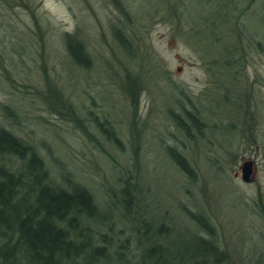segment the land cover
<instances>
[{
    "label": "rangeland",
    "instance_id": "374dc122",
    "mask_svg": "<svg viewBox=\"0 0 264 264\" xmlns=\"http://www.w3.org/2000/svg\"><path fill=\"white\" fill-rule=\"evenodd\" d=\"M119 1L123 13L110 0H0V128L34 146L51 169L62 166L102 204L120 196L121 178L130 176L144 218L193 235L191 216L201 213L234 264H264V54L243 38L238 42L246 51L235 58L204 56L197 47L204 41L196 46L190 26L167 9L181 11L188 0ZM262 20L257 10L254 27ZM67 33L84 43L90 68L69 58ZM259 33L251 36L264 43ZM232 59L229 80L222 62ZM180 99L197 114L198 126ZM109 127L120 144L107 137ZM170 151L186 158L193 179ZM249 161L253 175L245 183L242 168ZM114 203L107 206L124 227Z\"/></svg>",
    "mask_w": 264,
    "mask_h": 264
},
{
    "label": "trees",
    "instance_id": "16d2710c",
    "mask_svg": "<svg viewBox=\"0 0 264 264\" xmlns=\"http://www.w3.org/2000/svg\"><path fill=\"white\" fill-rule=\"evenodd\" d=\"M110 1L124 12L119 0ZM191 4L197 9L205 7V12L190 13ZM177 6L174 11L167 9L190 26L187 35L195 45L199 39L204 41L202 47L196 45L204 56L219 52L235 58L246 51L238 42L243 38L257 53L264 54V43L251 36L264 32L263 20L259 26L253 25L257 10L264 15V0H188L181 11ZM195 18H199V24ZM115 37L133 56L131 45L120 30H115ZM63 39L73 64L90 68L91 59L78 36L67 33ZM222 66L229 71L227 79L231 80L236 59L222 62ZM179 103L188 120L198 126L197 114L187 111L181 99ZM2 108L7 119L18 125L14 111L7 106ZM173 120L190 135L180 118L174 115ZM106 130L107 137L120 144L113 128ZM170 156L187 177L194 178L185 157L171 151ZM50 169L34 146L0 128V264H234L217 243L214 226L203 214L191 216L198 230L193 235L173 233L157 226L153 217L144 218L139 192L130 176L121 178L120 196H108L109 203L115 202V210L126 221L124 228L108 202L98 201L86 185L64 172L62 166L56 171L52 168L53 172Z\"/></svg>",
    "mask_w": 264,
    "mask_h": 264
},
{
    "label": "water",
    "instance_id": "95a60500",
    "mask_svg": "<svg viewBox=\"0 0 264 264\" xmlns=\"http://www.w3.org/2000/svg\"><path fill=\"white\" fill-rule=\"evenodd\" d=\"M252 175H253V162L249 161L244 163L242 168V180L245 183H250Z\"/></svg>",
    "mask_w": 264,
    "mask_h": 264
}]
</instances>
